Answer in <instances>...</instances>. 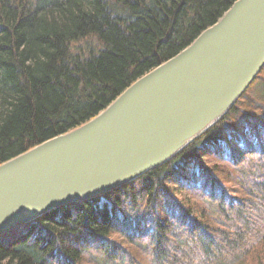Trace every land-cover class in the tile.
<instances>
[{
  "label": "trees",
  "instance_id": "16d2710c",
  "mask_svg": "<svg viewBox=\"0 0 264 264\" xmlns=\"http://www.w3.org/2000/svg\"><path fill=\"white\" fill-rule=\"evenodd\" d=\"M236 0H0V164L86 123ZM173 160L0 235V264H264V67Z\"/></svg>",
  "mask_w": 264,
  "mask_h": 264
},
{
  "label": "water",
  "instance_id": "95a60500",
  "mask_svg": "<svg viewBox=\"0 0 264 264\" xmlns=\"http://www.w3.org/2000/svg\"><path fill=\"white\" fill-rule=\"evenodd\" d=\"M264 67V0H236L92 119L0 164V235L162 167L220 122Z\"/></svg>",
  "mask_w": 264,
  "mask_h": 264
},
{
  "label": "bare ground",
  "instance_id": "6f19581e",
  "mask_svg": "<svg viewBox=\"0 0 264 264\" xmlns=\"http://www.w3.org/2000/svg\"><path fill=\"white\" fill-rule=\"evenodd\" d=\"M196 38H197V37H196ZM196 38H195V39H196ZM195 39H194V40H195ZM192 42H193V41H192ZM192 42H191V43H192ZM191 43H190V44H191ZM190 44H189V45H190ZM187 46H188V45H187ZM183 50H184V49H183ZM149 72H150V71H149ZM147 73H148V72H147ZM147 73H146V74H147ZM153 170H154V169H153ZM156 170H157V168H156ZM151 171H152V170H151ZM149 172H150V171H149ZM146 173H147V172H146ZM146 173H145V174H146ZM145 174H144V175H145ZM141 177H142V176H141Z\"/></svg>",
  "mask_w": 264,
  "mask_h": 264
}]
</instances>
